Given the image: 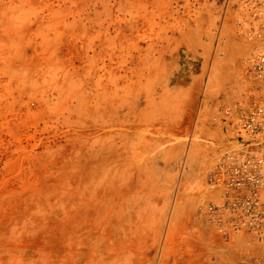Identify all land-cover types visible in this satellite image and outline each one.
Listing matches in <instances>:
<instances>
[{
	"label": "rangeland",
	"instance_id": "obj_1",
	"mask_svg": "<svg viewBox=\"0 0 264 264\" xmlns=\"http://www.w3.org/2000/svg\"><path fill=\"white\" fill-rule=\"evenodd\" d=\"M238 0H0V264H247L201 212L264 100Z\"/></svg>",
	"mask_w": 264,
	"mask_h": 264
},
{
	"label": "built area",
	"instance_id": "obj_2",
	"mask_svg": "<svg viewBox=\"0 0 264 264\" xmlns=\"http://www.w3.org/2000/svg\"><path fill=\"white\" fill-rule=\"evenodd\" d=\"M235 6L241 15L238 31L253 45L244 61L246 74L264 81V0H238ZM220 114L229 142L207 178L220 193L201 212L222 237L252 235L263 249L247 264H264V100H236Z\"/></svg>",
	"mask_w": 264,
	"mask_h": 264
}]
</instances>
